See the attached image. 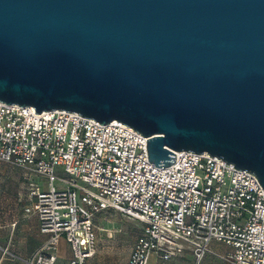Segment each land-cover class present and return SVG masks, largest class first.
Returning a JSON list of instances; mask_svg holds the SVG:
<instances>
[{"label":"water","instance_id":"95a60500","mask_svg":"<svg viewBox=\"0 0 264 264\" xmlns=\"http://www.w3.org/2000/svg\"><path fill=\"white\" fill-rule=\"evenodd\" d=\"M0 99L119 119L157 166L207 151L264 186V0H0Z\"/></svg>","mask_w":264,"mask_h":264},{"label":"built area","instance_id":"2783aa9c","mask_svg":"<svg viewBox=\"0 0 264 264\" xmlns=\"http://www.w3.org/2000/svg\"><path fill=\"white\" fill-rule=\"evenodd\" d=\"M147 138L119 119L39 112L0 99V163L21 171L30 198L24 210L49 234L29 264H54L62 237L71 249L69 264H86L98 249L95 217L107 209L144 225L125 264L186 251L195 264L208 253L227 264H264L258 176L207 151L174 150L173 163L157 166ZM215 241L229 248L215 250Z\"/></svg>","mask_w":264,"mask_h":264},{"label":"crops","instance_id":"0c3cea01","mask_svg":"<svg viewBox=\"0 0 264 264\" xmlns=\"http://www.w3.org/2000/svg\"><path fill=\"white\" fill-rule=\"evenodd\" d=\"M35 178L41 180V178L38 177ZM29 203H30V198L21 171L18 168L6 162H1L0 163V264H29L28 259L34 254V252L40 247V245L49 237L48 233L41 231L40 221L38 216L35 214H28L25 212L24 208ZM136 221L140 222L138 220ZM140 223L142 224V222ZM213 244L217 246L225 245L217 241L213 242ZM225 246L227 247L225 250H227L229 247L227 245ZM68 247L70 248L66 239L61 238L58 247L57 259L54 264H69L71 253L70 256L68 257L69 255ZM213 248L218 251H224L215 247ZM131 250L130 252L126 253V255L124 254L119 257L115 256L114 251H111L109 255V259L106 257H101L97 261L99 264L100 263L125 264L130 256ZM187 253H192V252L186 251L185 255ZM208 255L212 256V258L206 264H212V263L216 264L215 262L216 258L220 259L224 264H227L224 260H222L221 258L217 257L212 253H208L206 256ZM182 258L183 255H178V256H173L171 259L166 260L163 259L157 253H152L150 255L148 264H184L181 260ZM203 260H202V264H204Z\"/></svg>","mask_w":264,"mask_h":264},{"label":"rangeland","instance_id":"374dc122","mask_svg":"<svg viewBox=\"0 0 264 264\" xmlns=\"http://www.w3.org/2000/svg\"><path fill=\"white\" fill-rule=\"evenodd\" d=\"M40 181L44 188L43 179ZM95 225L98 235V249L96 254L86 264H97V260L101 257L109 259L111 251H114L117 257L126 255V253L130 252L137 237L144 233V227L140 222L125 217L122 213L114 209H107L99 213L95 217ZM62 239L65 238L62 237ZM212 246L220 250L227 248L225 245L217 246L213 243ZM68 253L69 257L71 253L69 247ZM211 258L212 256L210 255L206 256L203 260L204 264L209 262ZM181 260L184 264H195V257L192 253H187L186 255L184 253ZM215 262L216 264H224L218 258H216Z\"/></svg>","mask_w":264,"mask_h":264}]
</instances>
